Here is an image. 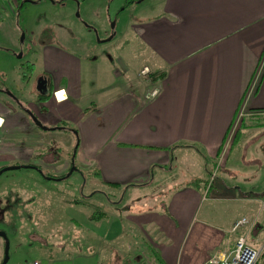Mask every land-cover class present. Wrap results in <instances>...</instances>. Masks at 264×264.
Returning <instances> with one entry per match:
<instances>
[{"label": "crops", "instance_id": "1", "mask_svg": "<svg viewBox=\"0 0 264 264\" xmlns=\"http://www.w3.org/2000/svg\"><path fill=\"white\" fill-rule=\"evenodd\" d=\"M142 2L131 23L146 54L136 72L141 80L78 106L81 58L58 43H42L43 71L21 76L35 87L29 106L10 92L12 99L0 98V161L4 154L36 168L42 132L71 125L78 139L73 160L108 186L133 189L134 198L142 187H160L154 192L163 196L162 210L144 227L170 264H207L214 250H230V225L243 214L250 218L243 228L248 243L264 250V164L244 156L250 129L264 127V0ZM61 89L67 99L58 102ZM212 165L220 170L208 184Z\"/></svg>", "mask_w": 264, "mask_h": 264}, {"label": "rangeland", "instance_id": "2", "mask_svg": "<svg viewBox=\"0 0 264 264\" xmlns=\"http://www.w3.org/2000/svg\"><path fill=\"white\" fill-rule=\"evenodd\" d=\"M138 1L27 0L20 7L6 0L0 6V87L7 90H0V98L12 99L10 92L21 106H29L35 87L21 80V70L27 69L21 62L34 61L31 79L36 77L43 71L40 45L48 41L81 58L78 106L141 80L136 72L146 54L131 25L142 14L143 2ZM10 101L21 108L18 101ZM250 130L254 137L245 143L244 156H257L264 164V127ZM42 137L34 152L39 168L14 167L24 160L1 155L0 165L6 167L0 171V229L5 232L0 235V263L6 243L4 264H31L33 259L44 264H170L154 243V234L144 227L162 210L163 196L154 192L160 187H142L136 199L133 189L108 186L84 164H67L76 141L72 130L49 129ZM212 167L208 184L219 169ZM253 169L255 176L258 166ZM182 183L191 186L187 176Z\"/></svg>", "mask_w": 264, "mask_h": 264}, {"label": "built area", "instance_id": "3", "mask_svg": "<svg viewBox=\"0 0 264 264\" xmlns=\"http://www.w3.org/2000/svg\"><path fill=\"white\" fill-rule=\"evenodd\" d=\"M17 1V0H7ZM157 92V88L153 87L150 94L153 95ZM243 114L239 110L238 116ZM250 223V218L247 215H240L236 217L231 225L230 231L235 232L233 246L230 250L216 249L207 258V264H253L256 260L259 250L248 243L246 239V232L243 230L245 226ZM31 264H40V261L33 259Z\"/></svg>", "mask_w": 264, "mask_h": 264}, {"label": "trees", "instance_id": "4", "mask_svg": "<svg viewBox=\"0 0 264 264\" xmlns=\"http://www.w3.org/2000/svg\"><path fill=\"white\" fill-rule=\"evenodd\" d=\"M25 1H27V0H17V3H18V5H19L20 7H22V5L25 3ZM131 1H133V0H125V4H126V3H130ZM123 5H124V4H123ZM21 65H22L23 67H26V68H27L26 70H23V71H22V74H21L22 78H26V77H28L29 73H30L31 70L33 69V62L30 61V60H25L24 64H23V62H21ZM28 70H29V71H28ZM0 90H5V88H4V87H3V88L0 87ZM49 94H50L49 92H47V93H45V94L38 93V94L36 95V99H38V100L45 99V98H47V97L49 96ZM64 127H65V126H63V123H62V122H59L57 125L55 124L54 126L47 127V128H51V129H53V128H58V129H59V128H64ZM71 130L75 132L76 129L73 127V128H71ZM238 135H239V128H237V129L235 130V132H234V138H235V137L237 138ZM74 144H75V145H74V151H72V156H73V157H74V155H75V150H76V147H77V145H78L77 135H76V141H75ZM22 165H27V166H28L29 163H28V164H24V163L19 164V166H22ZM35 165H36V167H38L37 164H35ZM5 167H6V166H5L4 164H3V165H0V171H2ZM96 215H98V214L96 213V214H94L93 216H96ZM157 261H159V259H158ZM253 264H264V250L258 252V255H257V257H256V260L254 261Z\"/></svg>", "mask_w": 264, "mask_h": 264}, {"label": "clouds", "instance_id": "5", "mask_svg": "<svg viewBox=\"0 0 264 264\" xmlns=\"http://www.w3.org/2000/svg\"><path fill=\"white\" fill-rule=\"evenodd\" d=\"M56 96H57V100H58V102H62V101H64V100H66V99H67V93H66V90H64V89L59 90V91L56 93ZM2 123H3V121L0 120V124H2Z\"/></svg>", "mask_w": 264, "mask_h": 264}, {"label": "water", "instance_id": "6", "mask_svg": "<svg viewBox=\"0 0 264 264\" xmlns=\"http://www.w3.org/2000/svg\"><path fill=\"white\" fill-rule=\"evenodd\" d=\"M13 166L14 167H18L19 164H14ZM0 235L5 236L4 230L0 229ZM6 259H7V244L5 243V245H4V252H3V258H2L0 264H4L5 261H6Z\"/></svg>", "mask_w": 264, "mask_h": 264}, {"label": "flooded vegetation", "instance_id": "7", "mask_svg": "<svg viewBox=\"0 0 264 264\" xmlns=\"http://www.w3.org/2000/svg\"><path fill=\"white\" fill-rule=\"evenodd\" d=\"M72 157H73V156H72ZM72 163H74L73 158H71L67 164L70 165V164H72ZM35 167H36V166H35ZM36 168H39V165H38V167H36ZM50 176H51V177H62V176H60V175H56V174H50Z\"/></svg>", "mask_w": 264, "mask_h": 264}, {"label": "bare ground", "instance_id": "8", "mask_svg": "<svg viewBox=\"0 0 264 264\" xmlns=\"http://www.w3.org/2000/svg\"><path fill=\"white\" fill-rule=\"evenodd\" d=\"M56 93H57V91H56Z\"/></svg>", "mask_w": 264, "mask_h": 264}]
</instances>
